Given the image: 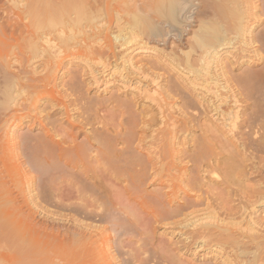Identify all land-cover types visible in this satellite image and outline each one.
Here are the masks:
<instances>
[{
    "label": "bare ground",
    "instance_id": "1",
    "mask_svg": "<svg viewBox=\"0 0 264 264\" xmlns=\"http://www.w3.org/2000/svg\"><path fill=\"white\" fill-rule=\"evenodd\" d=\"M156 1L135 0L132 6L128 2V9L118 0H25L18 5L16 18L0 21L2 28L8 24L18 26L14 31L19 28V35L25 30L27 39L21 48L24 40H16L20 50L12 42L16 55L11 49L7 59L4 51L11 39L2 36L7 41L3 40L0 49L1 164L4 153L18 151V159L29 168L31 190L37 191L33 196L49 201L48 189L52 187L53 193L55 190L54 194H59L54 205L61 214L64 212V220L74 224L60 225L62 233H58L61 228L38 221L32 207L36 198L30 199L26 193V183L8 182L9 174L2 168L9 170L14 161L5 163L0 168V264H34L36 253L52 264H184L175 258L174 247L164 244V240L158 241L161 245L154 240L158 225L163 223L174 228L182 226L178 251L200 248L209 250L203 255L215 253L222 260L204 264H264V66L247 67L239 73L227 65L220 74L214 70V63L222 58L218 48L226 43L223 36L231 34L232 16L240 11L249 13L253 4L251 0H234L226 7L224 0L225 7H221L217 2L222 0ZM104 12L130 13L136 21L119 23L117 33L112 25L93 21ZM151 12L157 15L150 20L147 35L159 43L172 37L181 39L203 14L206 19L202 17L199 26L204 30L198 33L194 29L196 36L193 32L201 51L195 57L187 54L182 64L195 78L204 77L218 99L203 97L205 101L197 100L194 105L189 100L194 96L189 91L192 89L174 85V81L172 85L164 78L165 91L183 100L178 108L166 97V103L160 102L156 112L132 98L114 97L108 109H103L104 101L88 100L80 70L68 67V58L77 55L93 68L97 63L106 67L114 51L113 38L124 40L122 46L132 43L139 32L133 36V30H140L142 18H149ZM243 23L244 27L249 22ZM237 26H242L241 21ZM257 35L260 45L253 56L254 64L260 65L264 64V55L259 52L264 51V29ZM140 42L137 40L139 45L134 47L137 54L146 45ZM27 46L38 54L28 56L35 53L30 52L25 57ZM192 47L197 48L194 44ZM72 48L86 52L74 53ZM148 63L159 66L157 61ZM65 69L62 85L67 95L58 91L56 84L57 74ZM230 97L240 103L237 105L241 109L234 115L227 112L229 117L223 125L229 127L228 132L215 127L210 116L201 119L214 111L225 116L220 109ZM71 110L77 113L71 114ZM15 124L24 125L26 131L12 130ZM36 128L40 130L34 132ZM32 172L37 173V180ZM23 175L28 179L26 173ZM235 197L256 202L260 213L252 210L245 216L242 212L243 219L237 221L241 211H233ZM132 233L139 236L142 244L138 247L131 239L126 240ZM125 246H129L126 251Z\"/></svg>",
    "mask_w": 264,
    "mask_h": 264
},
{
    "label": "rangeland",
    "instance_id": "2",
    "mask_svg": "<svg viewBox=\"0 0 264 264\" xmlns=\"http://www.w3.org/2000/svg\"><path fill=\"white\" fill-rule=\"evenodd\" d=\"M16 2H17V5L15 3V0L14 1L13 0L12 1L11 0H0V11H1L0 12V15H1L0 16V21H2V18H3L4 19L3 22L5 23L6 20L13 19L12 17H14V16H15L14 18H16L17 14L15 13V11L17 10L18 5H21L22 2L25 3V0H16ZM118 2H121L122 6H124L125 8L130 9L129 6L130 5L131 6L134 5L135 0H118ZM128 2L130 3V5H129ZM225 2H226L225 3L226 7L227 6H231V5L234 4L233 3L234 0H232V1L231 0H225ZM231 2H232V4H231ZM251 2L253 4V8L250 10L249 13H247V14L245 13L244 14V13H241V11H240V12H238L239 13L238 15L232 16V21L233 22L231 21V23L233 25L231 24V27L233 26L234 29H233V27H232V29L230 27V31L229 32L231 34H229L227 32L226 38H225V35L223 36V38L226 39L224 41L226 43H225V46L222 45L223 47H220V48H224V47L225 48L222 49V50H220V48H218L219 51L217 50L219 52V56L222 57V58H220L221 60L218 59L219 61L216 60V62L214 63V66L218 67V68L216 67L214 70L216 72L218 71L219 74L222 73L221 72V70H222L221 68L223 66H226V65H227V67L229 66L228 68H230V69L233 68V71L235 70V73L242 72L243 70H246L247 67H251L252 69H259L262 66H264V64H260V65L254 64L256 61H254L255 57L253 56V55H255L253 50L256 49L258 47V45H260V42L257 39V36H258L257 34L264 29V0H251ZM158 3H159V0H158V2L156 1V4H158ZM160 3H161V1H160ZM162 3H163V1H162ZM161 4H160V6H161ZM217 4L221 5V7H222V5H223V7H225L224 0L218 1ZM15 6H17V7L15 8ZM81 7H82V5H81ZM155 15H157V13L151 12L149 18H147V17L142 18V23L139 26L141 29L139 30V28L138 29L136 28V31L133 30L134 31L133 36L134 35L136 36L137 30L139 32H141V34H139V36H138L139 32H137V38H136V40H133L132 43L122 46V43H124V40L117 41V40H115L113 38L112 45H113V49H114L115 52L114 51L112 52L113 53L112 54L113 57L111 55V58L108 59L109 63L106 64V67L102 63H100V64L97 63L96 65H94V68H93V66H90L89 63L87 64L86 61L79 59L77 55H72L73 57L71 56L70 58H68L69 59L68 67L73 66V68H76L77 70H80L79 78L81 77L80 80H81V82L83 81L81 84L85 87L84 91L86 90V92H87L88 100H90V99L92 101L95 100V102L104 101V104L102 105V107H103V109H108L109 107H111L113 105V104H111L112 103L111 101H112V98L115 99L114 97H116L117 99H120V98L121 99L132 98V99H135V101H139V103L141 105H143L145 103L144 104L145 107H149V108L151 107V108H153L154 112H156V111H159V108H160L159 107V103L160 102H162L164 104L166 103V100L163 99V98L166 97V99L168 100V102H170V104L173 105V103L175 102L176 103L175 107L178 108V106L182 105V104L180 105V103H181V101L183 102V100L180 99V95H178V94L176 95L175 93L171 94L170 91L167 93L165 91L164 86H163L165 84L164 80H163L164 78H166V80L168 79L172 83V85L175 83L174 85L180 84L181 86L183 85V87H188L189 89H192V90H189V91H191V93H193L194 96H192V98H191V96L188 95L189 98H190V99L189 98L188 99L193 101L192 104H194V102H196L197 100L198 101L199 100L205 101L204 100L205 97H206V99L212 97V100L218 99V98L213 96V90L211 88L208 89V84H207V81H205L204 77L195 78L196 75L194 73H189V71L187 69L184 70V65L182 64V62H183L182 60H184V61L187 60V57H188L187 54H190L191 56L193 55V57H195V56L198 55V52L200 53V51H201V48H199V50H198V46H196V41L197 40L195 39V36L198 35V34H196V31L194 29H196V30L198 29L197 30L198 33H199V31L201 33L202 30H204V29H201V27L199 26V23L201 21L200 19L203 17V14H201L202 17L199 20H197V22H194L193 25L190 26L187 29V31H185V33L183 34L181 39L172 37V38H169L165 43H161V42L159 43L158 41L156 42V40L153 41V40H150V38H148L147 33L150 32V26H151V23H150L151 21L150 20L152 19V17H155ZM118 16H120V17H118ZM127 19H129L132 22V24H133V22L136 21L135 17H132V15H130V13H124V14L123 13H119V14L112 13V14L109 15V13L107 14L106 12L101 13L100 15L97 14V17L95 16L93 21L105 23L106 25L110 24V25H112L114 27L115 32L119 33L117 27L121 23L122 24L126 23ZM202 19L204 20L206 18L203 17ZM242 19H244L247 22H249L248 24L246 23L249 27L246 26V25H245L246 27L244 26L245 28L243 27V25L245 23H243L244 20L242 21ZM240 21H241V25L242 26L238 27L237 23L239 25ZM249 24H251V25H249ZM7 26L4 27V28H2L0 26L2 28V29L0 28V31L2 32V35H0V37L2 38V41L0 42V49H1V46H3V40H6V39H3V38L6 37L5 35H9L10 37L8 36L7 38L11 39V41L6 42V48H5V51H4L6 54L7 53L8 54L6 56V55H4L5 53H3V55L5 56V57L4 56L3 57L9 59L11 57V54H10L11 53L10 52L11 49H12L13 53H15V55H16V51H14L15 48H13V44L14 43H15V45H14L15 47L19 46V44L16 45V43H17L16 40H18V42L20 41L19 39H21L22 41L24 40L23 42H20V48H21V46H23L25 40H27V39L24 38V36H26V31L25 30H24L25 31L24 32L22 29H20V30H22V34H21V31H20L21 35H19V28H18L17 32L14 31L18 26L16 28L15 27L13 28L12 26L9 25V28L11 27L10 30L6 29V28H8ZM250 29H251V32L247 33V31L249 32ZM231 30L233 32L237 33L238 35L232 33ZM10 31H13L14 33L10 32ZM23 32H24V34H23ZM142 32H144V33H142ZM193 32H195V36H194ZM242 32H243V34L247 35V38H246V35H242ZM125 34H126V32H125ZM252 34H253L254 37L251 36ZM3 35H4V37H2ZM11 35H14V37L11 36ZM248 36L250 38H248ZM190 37H191V39H190ZM229 38H231L230 42H229ZM251 38L253 39V41H252ZM137 40H138V43L140 41H142V43L144 42L146 44L143 48L140 47L141 52H139L138 54L136 53L137 50L134 49L136 44L139 45L137 43ZM244 40L247 41L246 44H245ZM12 42H13V44H12ZM1 43H2V45H1ZM21 43H23V44H21ZM26 43H27V41H26ZM193 44L197 48H195V49L193 47L191 48V46ZM127 47H129V48H127ZM17 48H19V47H17ZM20 48H19V50H20ZM27 48H29V47L27 46ZM19 50H17V51H19ZM70 50H71V52H74V53H76L78 51L83 52V50H84V52H86L85 49H81V48L80 49L79 48L78 49L77 48H72ZM251 50H252V52H251ZM35 51L36 50H34V49L32 50L31 48H29V52L26 51L25 57L30 52L33 53ZM0 52H1L0 56H2V51H0ZM80 52H78V53H80ZM259 52L263 53V55H264V51L262 49ZM36 54H38V53L35 52L32 55L29 54L28 56H35ZM115 54H117V56H114ZM82 57L83 56L80 55V58H82ZM178 57H179V60H178ZM126 58H130L132 62L131 61L127 62ZM150 61L151 62L152 61H157L159 63L158 68H156L154 66H151L150 63H148ZM177 64H180V66L177 65ZM139 66L144 68V69H138ZM134 69H136V70H134ZM65 71H67V70L66 69L62 70L56 76V79H58V80H56L57 89H58V91L61 90V92L63 90V93H64V88H66V87L63 88V85H62V83H63L62 82V78H63V76H65V73H63V72H65ZM90 71H91V73H90ZM122 74H125V76L127 78L126 77H125L126 79L123 78ZM69 77H71V74L68 75L66 78L68 79ZM221 80H222L221 82L224 83V80L223 79H221ZM173 81H174V83H173ZM213 85L214 84L212 83L211 86H213ZM0 86H1V77H0ZM188 88H186V90H188ZM193 89H194V92H193ZM67 93H68V91L65 90L64 94L67 95ZM168 94L169 95L171 94L170 97H169ZM196 94H198V95H196ZM234 103H235L234 102V98L230 97L227 102L222 103L224 105L221 104L222 107H221L220 111H221V113H224L225 116H221V115L217 114V112L214 111V112L210 113V115L203 114L202 116L204 118L201 116V119L202 120H207V119H209V116H210V118L212 120L211 123L214 124L215 127H217V128L220 127L222 130H224V131L226 130V132H228L229 127L223 125L224 123L227 122L224 119L229 117L227 112L231 111L232 115H234V111H237V110L241 109L240 107H238V105H240V103H235V104ZM194 105H196V104H194ZM199 105H200V103H199ZM206 105H207V103H206ZM96 107H99V109L101 108L100 105H97ZM168 107H170V106H168ZM201 108L204 110V106L200 105V109ZM1 109H3V108H2V105L0 103V110ZM170 109L173 110L172 108H170ZM75 113H77V110H74V111L71 110V114H75ZM101 113L102 114H106V111H102L101 110ZM107 114H109V112ZM211 114H212V116H211ZM160 116H158L159 120L162 119V116L161 117ZM16 125H18V124H15V125L12 126V130L14 128H17L18 131L20 130L19 132H23V131L25 132L26 129H27V128H23L24 125H26V123L22 127L20 126L21 128L19 126H16ZM97 125H99V124H97ZM39 130L40 129L36 128L34 130V132H38ZM195 132H196V134L200 133L199 130H197ZM2 134H4V133H2ZM13 151H14V153L12 152V150H8L7 151L8 153L7 152L4 153L3 157H5V158L8 157V158L7 159H5V158L2 159L1 158V160H3L2 162H4V164H1V161H0V168L3 165L5 166V163L10 162V164H11L14 161V163L9 165V167H10L9 170H8V167H6V169L4 167L2 168L3 171L4 170L7 171V175L9 174L6 179H8V182H10L11 184L12 183L19 184V183H22V182H23L22 184L26 183L25 186L28 188V189L26 188L27 189L26 193L28 194L30 199H35L36 197L33 196V195H36L37 191L36 190L35 191L31 190L32 189L31 188V184H30L31 183V181H30L31 180L30 179L31 175L27 174V169L29 170V168L26 165H23L21 160L18 159L19 158L18 157L19 156L18 155V151H15V150H13ZM16 152H17V154H16ZM10 155H12V157ZM13 156L15 158L17 157L16 158L17 160L15 158H13ZM0 157H1V155H0ZM10 160H12V161H10ZM15 164H16V166H14ZM6 166H7V164H6ZM20 166L22 167V170H20L21 169ZM12 167H13V169H12ZM15 167H16V169H15ZM14 169L16 171H12ZM6 171H4V172H6ZM25 173H26V175L29 176L28 179H27V176L23 175ZM32 174L35 175V179L37 180L38 179L37 178V173L32 172ZM24 176L26 178H24ZM29 186H30V188H29ZM28 191H30V193ZM48 191H49L48 194L51 195V196L49 195L50 198H48L49 201L51 199L50 202L46 201V200L43 201V200L38 199L39 202H42V203H39L37 198L35 199L36 201L33 200L34 202L32 204V207L35 209V212H36L35 216L37 217V220L38 221L40 220V222L42 221V223L46 222L47 223L46 225H48V226L51 225L50 227H53V228L54 227L55 228L58 227L57 229H60L62 227V224H64V223H67L68 227H74V224H73L72 221L64 220V219H66L62 215L64 212H62V214H61L60 208L57 207L58 205L57 204H56V206L54 205L59 200V194H57V195L54 194V193H57V192H55V190H54V193H53L52 187H51V189H48ZM54 196H55L56 199L53 198ZM235 198H236V200L233 203H231L234 206L233 208H235V210L233 209V211H235V212L236 211H239V212L241 211L238 214V218L236 219L237 221L243 219L244 214H245V216L247 214H250V212L252 210H255L256 213H260V211H261V210H259L260 207H258L256 205V202L254 203L253 201H250V200H248V202H244V201H247V198H243V200H242V198H238V197H235ZM249 201H250V203L253 202V204L252 203L250 204ZM42 206L44 207V209H43ZM54 212H56V213H54ZM205 212H207V211H205ZM242 212H244V214ZM202 213L203 212H201L200 214H202ZM55 214H57V215H55ZM242 214H243V216L239 217ZM225 216L228 219L229 216H227V215H225ZM192 217L193 216H191L190 219ZM68 219H70V217ZM244 221H246V219ZM88 222H90V221H88ZM243 224L246 225V222H243ZM60 225H61V227H60ZM181 227L182 226H178V227L174 228L172 225H164V223L160 224V225H158L157 230H156V232L154 234V236H155L154 240H157L156 243H158V241H160V240L161 241L164 240L163 241V243L165 242L164 244H168V245L174 247V249H175L174 250L175 258L178 257L177 259L181 260L182 262H184V264H204V263H213V262H216L217 260L222 261L219 256H217V257L215 256L216 255L215 253H209L207 255H203L209 250H207V251L200 250V248H198V250H197V249H195L193 247L192 249H190V251H189V249L188 250L184 249L182 252L178 251L177 250V246H178L177 242L180 240L179 231H180ZM57 229L56 230L52 229V231L54 230L56 232ZM57 232L58 233L59 232L62 233V228H61V231L59 230ZM132 234L127 235L126 236V240L131 239L132 242H133V245L135 247H138V245L140 243L139 242V236L138 235L136 236V234H133V235ZM112 235H113V233H112ZM158 237H160L159 240L157 239ZM134 241H135L136 245L134 244ZM163 243L160 242L158 244L161 245ZM140 244H142V243H140ZM144 246L145 245H142V247H144ZM128 247L129 246H125L124 250L126 251L128 249ZM194 250H196V252ZM194 252H195V254H194ZM35 255H37V256H35ZM180 257H181V259H180ZM33 262H35L34 264H49L50 263L48 261H45V257L43 258V256H38L37 253L34 254ZM50 264H52V263H50Z\"/></svg>",
    "mask_w": 264,
    "mask_h": 264
}]
</instances>
